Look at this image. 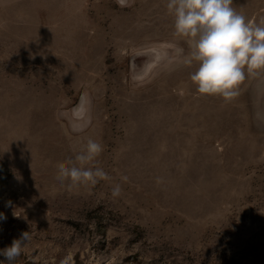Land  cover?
<instances>
[{
  "label": "rangeland",
  "instance_id": "obj_1",
  "mask_svg": "<svg viewBox=\"0 0 264 264\" xmlns=\"http://www.w3.org/2000/svg\"><path fill=\"white\" fill-rule=\"evenodd\" d=\"M166 4L0 0V249L31 237L14 264H264V74L199 94ZM89 139L110 179L69 190L58 165Z\"/></svg>",
  "mask_w": 264,
  "mask_h": 264
},
{
  "label": "clouds",
  "instance_id": "obj_2",
  "mask_svg": "<svg viewBox=\"0 0 264 264\" xmlns=\"http://www.w3.org/2000/svg\"><path fill=\"white\" fill-rule=\"evenodd\" d=\"M232 5L233 0H167L166 4L169 14L174 16V35L184 38L191 49L183 64L189 67L196 64L190 74L196 91L201 95L219 96L226 103L240 94V86L246 79L264 74V18L259 22L249 20ZM102 151L100 143L89 139L85 148L75 155L74 162L68 161L72 166L58 165L56 179L62 185L67 182L69 190L110 179L102 168L86 167ZM121 193V186L116 184L112 197H119ZM5 219L0 213V220ZM30 238L29 232L22 233L20 238L0 249V256L8 264H14Z\"/></svg>",
  "mask_w": 264,
  "mask_h": 264
}]
</instances>
